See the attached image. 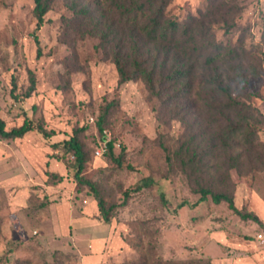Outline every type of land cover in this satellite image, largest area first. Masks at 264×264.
<instances>
[{"label":"rangeland","instance_id":"1","mask_svg":"<svg viewBox=\"0 0 264 264\" xmlns=\"http://www.w3.org/2000/svg\"><path fill=\"white\" fill-rule=\"evenodd\" d=\"M109 3L51 0L37 31L33 0H0V117L7 130L21 125L27 114L55 132L49 138L34 131L20 138L0 137V264H78L72 243L74 238L84 243L86 237H74L81 226L67 218L71 210L76 216L86 210L93 226L87 230L97 227L110 233L107 236L117 241L112 252L122 264H264V245L255 237L264 234V128L253 127L255 141L261 144L242 156L240 173L229 169L236 208L256 215L261 223L243 219L226 202L216 204L209 196L192 205L199 198L194 191L198 177L214 191L227 188L222 178L228 156L242 150V138L231 149L218 146L213 155L202 157L204 170H181L176 155L180 145L195 135L184 157L192 149L207 151L216 127L210 124L216 113L200 101L205 96L198 84L201 71L190 94L194 105L190 103L187 129L173 114V104L151 94L143 80L118 83L113 62L117 40L112 34L105 36L117 19L109 12ZM208 3L171 0L165 15L183 21L198 7L213 13L209 17L216 20L215 39L237 45L246 55L244 64L252 60L258 70L248 77L243 93L235 96L264 118V0H216L212 7ZM223 3L226 7L220 8ZM84 4L87 13L80 11ZM227 9L224 24L220 13ZM227 25L225 34L222 27ZM118 31L122 38L124 29ZM29 71L36 85L24 98ZM101 114L102 134L97 124ZM236 114L231 111L235 120ZM200 130L206 133L199 134ZM72 135L86 153L82 176L104 200L109 221L97 209L91 190L74 180L72 154L51 147ZM102 135L112 141L114 155L131 168L117 166L107 150L95 155ZM47 171L60 174L62 182L47 184ZM137 184L142 187L123 203V192ZM182 202L186 204L178 207Z\"/></svg>","mask_w":264,"mask_h":264},{"label":"trees","instance_id":"2","mask_svg":"<svg viewBox=\"0 0 264 264\" xmlns=\"http://www.w3.org/2000/svg\"><path fill=\"white\" fill-rule=\"evenodd\" d=\"M33 13L36 18V30L44 22V16L49 9L51 0H33ZM108 10L117 15L116 21L108 25V32L105 36L112 34L117 40L114 44L113 62L118 72V83L123 84L132 79H141L148 87L149 92L167 105H172V111L175 117L185 123L188 129L186 117L190 113V99L194 79L199 71L200 80L198 83L204 91L205 96L201 101L206 110H213L216 116L213 117V128L210 138V145L207 151L191 150L190 154L184 157V152L190 150L188 141L185 140L176 150L179 155L181 170L186 173L188 169L192 173L203 169L202 157L211 156L214 149L218 146L224 151L231 149L232 143L242 138V150L234 156H228V170L222 178L226 189L214 191L211 187L202 183L201 178H196L197 188L195 192L199 193V198L192 204L197 205L205 201L208 196L218 204L226 202L228 207L243 219L251 218L261 223L256 215L243 213L238 210L234 204L233 187L229 169H235L238 173L239 161L243 155L253 151L255 146L261 144V141H255L257 136L256 128H264V118L260 111L254 108L250 103L243 102L235 95L243 93L245 85L250 75H257L258 70L252 60L244 64L245 54L242 55L240 48L227 41H218L213 33V22L211 20L212 12H203L198 7L195 14L189 13L185 20L169 18L165 11L171 0H109ZM216 0H207L208 6L212 7ZM98 4V1L96 2ZM100 5V4H99ZM226 7V4H220V8ZM88 4H84L80 11L87 13ZM229 9L220 13L221 20L225 24L224 18ZM209 17V18H208ZM235 25V23H234ZM119 27L124 29L123 37L119 38ZM230 26L222 27L223 32L228 34ZM118 35V37H117ZM117 37V38H116ZM34 41L37 45V53L40 55L41 48L38 36L34 33ZM151 45V48L148 47ZM245 52V50H243ZM36 79L29 71V85L23 94L24 98L31 96L35 90ZM194 105V104H193ZM237 110L236 118L233 119L231 111ZM243 111V112H242ZM253 111L259 118L255 117ZM242 112V114H240ZM104 115L101 114L98 120V131L102 134V121ZM259 125V126H258ZM38 132L43 137L49 138L55 135L54 130L47 129L41 119L34 120L32 117L24 114L22 124L9 130L5 128V122L0 117V137L13 139L23 137L28 132ZM206 133V130H200L199 134ZM184 134V130L181 132ZM104 140V135L101 137ZM239 145V142H235ZM107 151L111 159L119 167L131 168L125 164L121 156H115L113 153V143L108 141ZM54 151L62 150L63 153L72 154L75 160L74 180L78 185H85L93 193L96 199L97 208L103 219L109 221L110 215L105 208L104 200L94 184L83 178L82 172L86 162V153L82 142L76 135L68 139L58 140L51 143ZM165 150H168L164 147ZM166 159L170 161V154L167 152ZM196 158H198L196 160ZM204 160V159H203ZM198 164V165H197ZM195 165H197L195 167ZM191 173V174H192ZM191 174H187L190 176ZM47 184L56 185L62 182V176L55 172H46ZM201 177V176H200ZM191 178V177H190ZM150 181V180H149ZM142 185V184H141ZM136 185L133 188L126 189L123 192L124 202L130 195L138 191L142 186ZM229 185V186H228ZM230 187V191L227 189ZM186 202H182L178 207H182ZM113 207V206H111Z\"/></svg>","mask_w":264,"mask_h":264},{"label":"crops","instance_id":"3","mask_svg":"<svg viewBox=\"0 0 264 264\" xmlns=\"http://www.w3.org/2000/svg\"><path fill=\"white\" fill-rule=\"evenodd\" d=\"M82 213L83 214L79 216H76L75 210H71L66 213L67 218H69L72 222L78 223L81 226V228L77 229L74 237L77 238L82 235L86 237L84 243H81L78 238H74V241L72 243L73 247L75 248L74 251L75 253H77L78 264H122L119 261L116 253L112 252V250L115 251V244L117 243V241L107 236V234H110L109 232L107 233L104 230H98L97 227L96 230L93 229V231H90L91 229H88V231L87 228L93 227L90 223L91 219L87 217L86 210H83ZM97 231H102L103 233L94 235V233H96ZM258 234L259 233H257V235ZM257 235L255 237L258 243L264 245V243L259 242V240L257 239ZM109 255L113 258H109Z\"/></svg>","mask_w":264,"mask_h":264},{"label":"built area","instance_id":"4","mask_svg":"<svg viewBox=\"0 0 264 264\" xmlns=\"http://www.w3.org/2000/svg\"><path fill=\"white\" fill-rule=\"evenodd\" d=\"M108 141H109L108 138L104 139L103 143H101L99 147H97V149L95 150L96 156H101L106 151L107 149L106 144ZM257 239L259 240V242L264 243V235L262 233H259L257 235Z\"/></svg>","mask_w":264,"mask_h":264}]
</instances>
